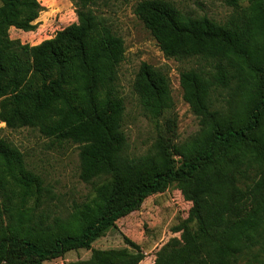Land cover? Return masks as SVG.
I'll list each match as a JSON object with an SVG mask.
<instances>
[{
    "label": "trees",
    "instance_id": "1",
    "mask_svg": "<svg viewBox=\"0 0 264 264\" xmlns=\"http://www.w3.org/2000/svg\"><path fill=\"white\" fill-rule=\"evenodd\" d=\"M76 0L77 21L38 44L8 37L30 30L38 0H0V121L35 127L43 136L79 147V176L108 179L66 220L33 221L46 189L20 150L0 139V264H41L71 249L88 248L115 221L136 211L166 181H177L192 202L191 240L156 264H264V0H227L245 7L225 22L193 17L168 0H137L133 12L164 56L199 58L202 70L179 74L182 97L199 118L196 134L181 143L157 141L141 156L123 154L124 99L118 66L124 41L93 8ZM232 88L224 109L212 93ZM134 90L155 119L173 107L168 77L142 62ZM173 156L181 158L180 172ZM256 176L249 178V172ZM242 184V185H241ZM244 184V185H243ZM14 199L19 203L14 204ZM126 249L95 250L67 264H137Z\"/></svg>",
    "mask_w": 264,
    "mask_h": 264
},
{
    "label": "rangeland",
    "instance_id": "2",
    "mask_svg": "<svg viewBox=\"0 0 264 264\" xmlns=\"http://www.w3.org/2000/svg\"><path fill=\"white\" fill-rule=\"evenodd\" d=\"M41 6L30 30L10 27L8 37L20 43L35 45L51 38L62 28L77 21L76 0H38ZM137 0H100L93 6L105 18L113 31L124 41V60L118 66V85L124 99L122 129L126 136L123 154L127 157L148 153L157 141L168 144L186 141L200 128L199 118L182 97L179 74L182 70L209 67L199 58L173 59L164 56L150 31L133 12ZM178 9L193 17H207L225 22L237 9L227 0H168ZM142 62L164 73L170 83L173 107L155 119L141 105L134 82ZM234 91L232 88L212 93L214 109L227 107ZM5 139L23 154L28 169L37 173L46 189L45 197L37 205L34 199L26 207L33 209L34 219L42 214L46 223L55 218L68 219L77 206L96 195V189L106 178L84 181L79 172V147L70 142H57L40 134L35 127L10 128L0 121V139ZM173 165L180 172L181 158L173 156ZM256 173L249 172V178ZM242 185V184H241ZM244 185V184H243ZM14 199V204H18ZM192 202L181 193L177 181L162 182L156 193L146 197L139 209L117 219L111 227L90 243L88 248L71 249L45 259L41 264H67L88 259L95 250H123L138 253L142 259L137 264H156L171 257L191 240L195 223L186 222Z\"/></svg>",
    "mask_w": 264,
    "mask_h": 264
}]
</instances>
